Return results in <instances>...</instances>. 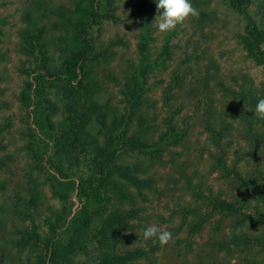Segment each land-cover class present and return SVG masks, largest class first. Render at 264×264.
Listing matches in <instances>:
<instances>
[{
	"label": "rangeland",
	"instance_id": "obj_1",
	"mask_svg": "<svg viewBox=\"0 0 264 264\" xmlns=\"http://www.w3.org/2000/svg\"><path fill=\"white\" fill-rule=\"evenodd\" d=\"M191 2L198 15H190L175 30L160 32L156 28V19L153 23L150 59L160 64L147 75V91L139 114L147 119L151 128L149 140H153L165 131L168 107H171L175 130L186 132V136L180 144L169 147L163 161L150 162L144 158L148 174L154 175L157 183L155 189L145 191V196L139 198L138 206L143 211L137 220L135 232L138 239L134 245L150 250L149 256L140 264H245L247 261L264 264V251L256 245L250 249L236 247L230 242L233 232L245 236L256 233L254 217L264 211V202L257 200L250 191L239 189L234 180L216 166L212 154L220 156L222 151L211 144L203 125L208 103L213 102L219 110L229 103L228 97L214 81L209 85L204 81L211 60L218 64L220 78L230 85L235 75H246L255 85H261L264 83V70L246 56L239 42L238 34L243 28L240 16L222 0ZM257 3L255 0L251 9L261 20L262 13ZM60 4L69 5L70 1L0 0V158L4 162L0 168V206L5 208L0 211V264H28L36 253L30 256L28 247L20 249L18 240L22 231L36 225L45 235L49 229L46 217L54 218L53 210L62 205L53 197L47 181L51 172L49 158L54 152L53 135L46 122L42 127L35 107L26 106L20 98L26 82L33 80V74L30 73L31 58L19 49V34L26 27L27 16L37 18L38 11L42 12L38 18H41V24H45L47 40H50L55 19L50 10ZM136 4L137 0H118L120 20H104L92 29L95 46L98 49L109 47L108 59H102L91 68L101 86L96 101L108 110L110 120L115 114L125 113L126 107L121 101L119 85L108 78V74L114 73L122 78L128 64L139 59ZM202 11L209 12L210 17L201 20L199 14ZM165 48L169 51L167 55ZM164 56L167 58L162 61ZM171 86L176 87L170 89ZM166 96L170 99V106L166 104ZM51 97L54 99L52 94ZM42 116L44 120L46 113ZM232 122L231 133L223 142L226 165L228 168L233 166L241 149V171L264 183V150L259 145L257 158H248L249 144L242 137L245 122L240 118ZM91 130L98 132L99 124L93 123ZM125 160L139 161L140 158L131 156ZM32 177L37 179L42 196V204L37 211H27L23 204V199L29 196ZM187 179L199 185L209 198L220 196L238 204L242 212L250 214L253 219L234 227L243 216L212 211L208 203L210 199L192 195ZM67 206L71 218L80 206L76 192L72 193ZM187 208L211 213L202 230L191 236L189 225L198 217L187 215ZM149 225L169 231L171 239L168 243L160 245L154 240H145L143 230ZM222 241L227 242V249H219ZM44 247L40 244L37 252L45 253ZM86 260L85 254L79 253L65 264H86Z\"/></svg>",
	"mask_w": 264,
	"mask_h": 264
},
{
	"label": "trees",
	"instance_id": "obj_2",
	"mask_svg": "<svg viewBox=\"0 0 264 264\" xmlns=\"http://www.w3.org/2000/svg\"><path fill=\"white\" fill-rule=\"evenodd\" d=\"M69 1V5L60 4L50 10L51 16L55 17L50 40H47L45 24L38 18L42 15L40 11L37 18L27 16L26 27L19 34V49L31 58L30 73L33 74V80L26 82L20 98L26 106L35 107L42 127L46 122L53 135L54 152L49 158L51 172L47 181L53 197L62 205L53 210L54 218L46 217L49 229L45 235L35 225L22 231L18 245L22 250L28 247L30 256L36 253L28 264H65L79 253L87 257L86 264H140L149 256L150 250L134 245L138 239L137 220L143 211L138 202L145 196V191H152L157 183L155 176L148 174L144 158L150 162L163 161L169 147L180 144L186 136V132L175 130L171 107H168L165 131L153 140H149L151 128L147 119L139 114L147 91V75L160 64L152 62L149 53L156 6L153 0H137L139 59L128 64L122 78L108 74V78L119 85L121 101L126 107L125 113L115 114L110 120L108 110L96 101L101 86L91 68L102 59H108L109 47L98 49L95 46L92 29L104 20H120L118 0ZM222 1L241 17L243 28L238 37L246 56L264 70V0L257 3L261 20L251 9L255 0ZM199 16L206 20L210 13L202 11ZM164 53H169L167 48ZM166 58L164 56L162 61ZM218 71V64L211 60L204 74L205 83L209 85L214 81L229 100L221 110L210 102L204 111L203 125L209 140L222 151L220 156L212 154V157L216 166L233 179L239 189L250 191L257 200L264 202V183L241 171L242 150H238L240 157L237 153L231 168L226 165L223 150V142L233 127L232 121L238 118L246 125L242 137L249 144L248 158H257L259 145L264 150V119L253 113L258 99L264 98V83L255 85L246 75H235L230 85L220 78ZM169 102L166 96V104L170 106ZM43 113H46L44 120ZM93 123L99 124L96 133L91 130ZM131 156L140 160H125ZM3 164L0 158V168ZM187 183H190L188 189L193 196L210 199L212 211L242 215L234 227L253 219L242 212L238 204L220 196L209 198L191 179H187ZM74 192L80 206L70 218L67 202ZM28 193L29 196L23 199L25 209L37 211L42 196L35 177L30 178ZM4 209L0 206V211ZM185 212L198 217L189 225L190 236L201 231L211 216V213L197 209L187 208ZM254 220L256 233L245 236L233 232L230 237L233 245L250 249L256 245L264 251V211ZM40 244H44L45 253L37 252ZM227 248V242H220V250ZM245 264L258 263L247 261Z\"/></svg>",
	"mask_w": 264,
	"mask_h": 264
},
{
	"label": "clouds",
	"instance_id": "obj_3",
	"mask_svg": "<svg viewBox=\"0 0 264 264\" xmlns=\"http://www.w3.org/2000/svg\"><path fill=\"white\" fill-rule=\"evenodd\" d=\"M153 2L157 10L155 16L156 28L160 32L173 31L177 25L183 23L190 15H198L197 10L192 6L191 0H153ZM253 113L264 119V98L258 99ZM143 238L165 245L171 239V233L162 230L157 225H149L143 230Z\"/></svg>",
	"mask_w": 264,
	"mask_h": 264
}]
</instances>
